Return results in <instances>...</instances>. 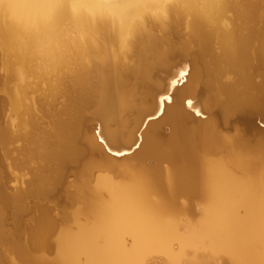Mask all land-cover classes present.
<instances>
[{
	"label": "bare ground",
	"instance_id": "6f19581e",
	"mask_svg": "<svg viewBox=\"0 0 264 264\" xmlns=\"http://www.w3.org/2000/svg\"><path fill=\"white\" fill-rule=\"evenodd\" d=\"M0 52L19 79L0 200L57 243L21 259L264 264V0H0Z\"/></svg>",
	"mask_w": 264,
	"mask_h": 264
},
{
	"label": "rangeland",
	"instance_id": "374dc122",
	"mask_svg": "<svg viewBox=\"0 0 264 264\" xmlns=\"http://www.w3.org/2000/svg\"><path fill=\"white\" fill-rule=\"evenodd\" d=\"M0 60H1L0 62H2V56L1 55H0ZM190 62H191V64H193L194 60L191 59ZM1 64H0V66L2 67V69L0 67V78H1V80L4 79V81H0V83L3 82L4 84L2 83L3 87L0 86V194L3 196V199L4 198L10 199L11 197L14 198L16 193H17V195L19 194L18 193L19 192V115H18L19 114V110H18L19 108L16 110L15 109L16 107L15 108L12 107V106H15L14 100H17V99L19 100V97H17V96H19V93H18V91H19V88H18L19 87L18 86L19 85V83H18L19 79H17V78L15 79V77L12 75L9 77L10 74H13V72L12 73H10V72L15 70V68H13L12 66L10 67V65H9L10 68L7 67L8 68L7 69L6 67H3V64L2 65ZM13 65H15V64H13ZM14 67H16V69L19 68V66L17 67V65ZM5 69H6V71H5ZM7 70H9V71L11 70V71L8 72ZM3 76H5V77H3ZM12 77H14V79L17 82L14 81V79ZM6 78H8V79L6 80ZM10 79H13V81H8ZM5 82H7L9 85L11 83H13V84H11V85H13V87L10 85L12 88H14V86H15L14 82H16V84H17L16 88L12 89L15 92L12 91L11 87L7 86V84ZM6 87L7 88L9 87L8 90H5ZM16 89H18V90L16 91ZM4 91H6V92H4ZM8 91H11L12 94ZM8 93L10 95H12V98H10V100L7 99L10 97V95ZM15 94L17 96L14 97ZM11 99H13L12 100L13 105H11L12 104ZM8 100L10 102H8ZM254 123L257 127L262 128V127H260L259 120H255ZM143 130H144V126H142L140 132H142ZM98 132H99V126L96 127L95 130L93 129V131H92V133H94V134H97ZM138 134H137V136H138ZM136 145L134 147H132L131 150H133L135 148L138 151ZM127 162H129V161H127ZM127 162H125V163H127ZM130 163H132V162H130ZM71 179H73V177ZM63 191L64 190H62L60 192V194L61 195H62V193L64 194V196H63L64 198H63L62 203L65 205V203L68 200L65 198L66 194ZM57 195H59V194H57ZM57 195H56V197H57ZM10 200H12V199H10ZM30 200H31V198L28 199L29 205L32 203V200L31 201ZM28 201H26V202L28 203ZM1 202L2 201L0 200V215L2 217L0 219V261H1V264H27L29 262V261H27L28 259L27 260L21 259L20 253H18L19 251L21 252V255H23L22 253H24L25 256L41 257L44 259L46 258L45 260L47 262L49 261V263H52L55 260L54 258H56L55 255H57V251H56L57 243H55V240H54L55 238H51L54 241L51 240L52 241L51 242L50 240H48V243L44 242L43 244H45V243L46 244L42 245L41 241H39L37 236H35L36 232L34 231L35 230L34 226L32 224H29L30 221H32V220L29 221V219L34 218L33 215L27 214L26 216L25 215L19 216V209H18L19 206L17 208L13 202H10V203L7 202L8 204H6V205H5V201H4V204ZM63 204L61 205L62 207L64 206ZM2 208H3V210H2ZM67 208H68V209H66L67 215H71L76 207L70 208V206L67 205ZM19 218L20 219L22 218V220H20ZM26 221L31 226H29L26 223ZM19 222L21 223V225H19ZM62 227H61V231L64 230V229H62ZM70 229L72 232L76 231L75 227H72ZM55 231H57L58 234H59V232H61L60 228H59V231H58V229ZM55 231L53 233V237H56L58 235ZM6 237H7L9 244L5 243V242H7ZM36 238L38 241L36 240ZM12 240L15 241L16 243L18 242L19 244L17 243V246H16L15 245L16 243L13 242ZM11 241L13 242L12 244H11ZM34 243H36V244H34ZM14 246H15V248H17V247L18 248L15 249ZM38 246H39V248H38ZM41 246H43V247H41ZM27 247L28 248L31 247L30 248L31 250L26 249ZM23 248H24V250H23ZM15 250H17V251H15ZM159 259H161V257ZM51 260H52V262H51ZM28 264H30V263H28ZM79 264H88V263H85V261H83V259H82L81 263H79ZM160 264H162V263H160Z\"/></svg>",
	"mask_w": 264,
	"mask_h": 264
},
{
	"label": "water",
	"instance_id": "95a60500",
	"mask_svg": "<svg viewBox=\"0 0 264 264\" xmlns=\"http://www.w3.org/2000/svg\"><path fill=\"white\" fill-rule=\"evenodd\" d=\"M259 124H260V127H263L264 128V123H262V122L259 121ZM113 155L116 156V154H113Z\"/></svg>",
	"mask_w": 264,
	"mask_h": 264
},
{
	"label": "snow or ice",
	"instance_id": "6c2138e0",
	"mask_svg": "<svg viewBox=\"0 0 264 264\" xmlns=\"http://www.w3.org/2000/svg\"><path fill=\"white\" fill-rule=\"evenodd\" d=\"M188 106H189V107H192V105H191V103H190V102H189Z\"/></svg>",
	"mask_w": 264,
	"mask_h": 264
}]
</instances>
